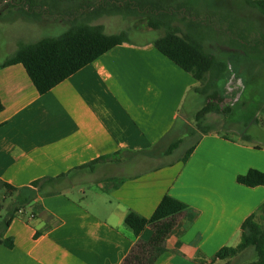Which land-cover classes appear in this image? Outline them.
Instances as JSON below:
<instances>
[{
	"label": "crops",
	"instance_id": "1",
	"mask_svg": "<svg viewBox=\"0 0 264 264\" xmlns=\"http://www.w3.org/2000/svg\"><path fill=\"white\" fill-rule=\"evenodd\" d=\"M80 2L49 0L51 14L36 22L70 25L60 12L85 18ZM107 17L91 24L111 34ZM157 38L129 39L43 95L22 65L1 67L17 47L0 61V212L15 196L3 184L36 191L2 232L13 245L0 244V264H121L136 241L126 215L150 218L166 195L186 210L155 264L229 260L214 256L240 243L241 224L264 204V185L236 179L264 173V149L199 129L189 157L171 158L170 145L183 141L176 125L184 109L207 95L154 47ZM151 235L147 227L140 239Z\"/></svg>",
	"mask_w": 264,
	"mask_h": 264
},
{
	"label": "trees",
	"instance_id": "2",
	"mask_svg": "<svg viewBox=\"0 0 264 264\" xmlns=\"http://www.w3.org/2000/svg\"><path fill=\"white\" fill-rule=\"evenodd\" d=\"M49 0H0L6 11L16 9L21 18L39 21L51 14ZM264 17V0H244ZM81 6L87 10L85 18L72 11L60 12V16H71L69 27L59 36L45 37L31 44H21L16 51L5 59L1 67L20 64L40 95L49 92L69 76L92 63L101 55L129 41L128 33L122 31L107 34L101 25L91 22L102 16H121L125 19L136 18L145 21L149 30L162 29L164 35L154 40V47L167 59L183 71L191 74L197 81V91L207 95L208 102L197 112L195 119L199 129L203 117L215 110L212 99L217 98L215 83L226 71V65L207 52L203 45L187 34H182L174 22L186 21L195 11L197 0H81ZM180 17V18H179ZM192 20V19H191ZM189 20V21H191ZM3 105L0 100V112ZM180 140L168 148V153L178 147ZM191 147L184 156L187 159ZM99 160H95L82 169H92ZM237 183L247 187L264 185V173L251 169L245 175L237 177ZM34 187L38 185L35 182ZM7 193L14 196L12 207L0 221V244L12 247L10 238L2 240V232L10 225L14 215L36 197V191L30 188L17 189L3 184ZM186 210L182 202L164 196L150 218H144L135 212H129L124 223L133 233L136 241L121 264H155L166 252V239L178 224ZM260 215V219L257 217ZM149 228L152 235L149 240L140 239V234ZM251 249L256 260L249 264H264V204L259 210L246 218L240 226V243L236 247L224 246L214 256L217 261L237 257L241 252Z\"/></svg>",
	"mask_w": 264,
	"mask_h": 264
},
{
	"label": "rangeland",
	"instance_id": "3",
	"mask_svg": "<svg viewBox=\"0 0 264 264\" xmlns=\"http://www.w3.org/2000/svg\"><path fill=\"white\" fill-rule=\"evenodd\" d=\"M197 1L195 11L191 12L192 17L186 21L178 20L174 26L182 34L200 42L207 52L227 67L215 83L219 101L212 99L216 105L214 113L205 115L199 124L209 131L219 129L218 132L223 135L264 149V17L244 0ZM15 12V8L6 11L4 4L0 3V61L21 44L59 36L69 27L65 23L47 25L21 18ZM103 20L109 33L125 31L129 39L141 41L164 35L162 29L151 31L145 21L136 18L108 16ZM143 31L148 32L141 37L138 33ZM200 102L205 105L208 98H202L184 109L188 114L187 119L176 125L178 136H182L183 141L173 150L171 158L183 157L198 138L199 127L194 113L200 110ZM13 201L14 198L8 197L2 200L0 221L6 217ZM260 218L259 215L257 219ZM255 260L254 252L248 249L223 264H249Z\"/></svg>",
	"mask_w": 264,
	"mask_h": 264
},
{
	"label": "built area",
	"instance_id": "4",
	"mask_svg": "<svg viewBox=\"0 0 264 264\" xmlns=\"http://www.w3.org/2000/svg\"><path fill=\"white\" fill-rule=\"evenodd\" d=\"M32 217V216H31Z\"/></svg>",
	"mask_w": 264,
	"mask_h": 264
}]
</instances>
